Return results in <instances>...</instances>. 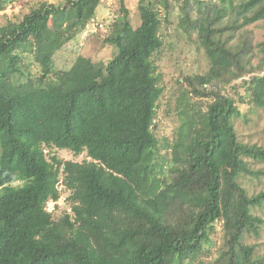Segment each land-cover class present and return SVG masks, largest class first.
Listing matches in <instances>:
<instances>
[{
	"label": "trees",
	"instance_id": "obj_1",
	"mask_svg": "<svg viewBox=\"0 0 264 264\" xmlns=\"http://www.w3.org/2000/svg\"><path fill=\"white\" fill-rule=\"evenodd\" d=\"M173 1L139 0L134 27L122 0L105 40L112 58L81 55L69 69L55 56L102 0H39L0 25V264L197 263L220 222L213 264H264L245 242L264 222L252 213L264 191L250 195L239 180L260 173L247 159L264 162V145L241 142L234 123L242 104L264 109V40H233L264 20V0L182 1L180 27L209 68L177 79L179 125L161 140L155 56ZM12 2L0 0V13Z\"/></svg>",
	"mask_w": 264,
	"mask_h": 264
},
{
	"label": "rangeland",
	"instance_id": "obj_2",
	"mask_svg": "<svg viewBox=\"0 0 264 264\" xmlns=\"http://www.w3.org/2000/svg\"><path fill=\"white\" fill-rule=\"evenodd\" d=\"M39 0H13L8 9L0 13V25L6 24L8 20H20L24 13L31 7L38 4ZM53 2L57 0H44ZM122 0H102L97 9L93 23H103L104 27L95 28L94 24L86 29L71 42H69L55 56V63L61 69H69L75 60L83 55L99 61H108L112 58L115 48L105 41L109 36L111 27L120 13ZM139 0H124L125 6L130 10V20L134 27L141 24V13L138 9ZM181 1V2H180ZM173 1V7L168 20L164 21L162 37L163 48L156 54L155 60L158 65V72L161 77V84L165 87L163 96L159 101L157 112V128L155 133L161 140L168 138L179 125L178 115L175 111V101L180 94L177 79L184 75H195L203 73L209 68V60L205 50L199 46L197 36L189 35L180 27L182 17L181 3L183 0ZM246 37L254 45L264 40V20L247 25L237 31L236 37ZM253 63H258L261 53L254 48ZM34 75H38V67L32 66ZM52 79H56L52 76ZM242 115L234 120L238 138L244 143H257L264 145V109L250 104L241 105ZM55 153L63 159L81 160L82 156L76 157L68 150H55ZM251 168L260 172L258 175L243 174L239 180L247 189L250 195L264 191V162L247 159ZM0 190V194H1ZM64 196V195H63ZM62 202L64 198L60 199ZM50 207L53 205L48 204ZM252 213L264 220V203L261 206L252 207ZM245 242L256 245V253L264 256V222L259 229V234L253 232L245 235ZM212 252L200 255L197 263L187 262L186 264H213L224 247V232L222 222L218 223L216 232L213 234ZM210 244V243H209Z\"/></svg>",
	"mask_w": 264,
	"mask_h": 264
},
{
	"label": "built area",
	"instance_id": "obj_3",
	"mask_svg": "<svg viewBox=\"0 0 264 264\" xmlns=\"http://www.w3.org/2000/svg\"><path fill=\"white\" fill-rule=\"evenodd\" d=\"M93 24H94V26H95L96 29H97V27H100V28H103V27H104V24H103V23H93V22H90V23L88 24V27H90V26L93 25ZM62 187H63V185L60 184V185H59V188L61 189ZM62 197L65 199V196H61L60 199H61ZM60 199L57 201L59 204L62 203V201H61ZM48 204L53 205L52 207H50V206L48 205V209H49L50 211L53 210L54 205H55V202H54V201H50Z\"/></svg>",
	"mask_w": 264,
	"mask_h": 264
}]
</instances>
